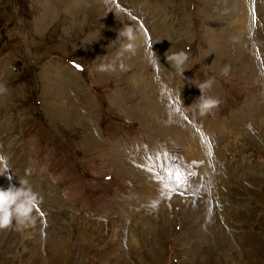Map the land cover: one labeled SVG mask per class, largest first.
I'll use <instances>...</instances> for the list:
<instances>
[{
	"label": "rangeland",
	"instance_id": "374dc122",
	"mask_svg": "<svg viewBox=\"0 0 264 264\" xmlns=\"http://www.w3.org/2000/svg\"><path fill=\"white\" fill-rule=\"evenodd\" d=\"M262 70L264 0H0V187L41 198L0 264H264Z\"/></svg>",
	"mask_w": 264,
	"mask_h": 264
},
{
	"label": "clouds",
	"instance_id": "9594fccd",
	"mask_svg": "<svg viewBox=\"0 0 264 264\" xmlns=\"http://www.w3.org/2000/svg\"><path fill=\"white\" fill-rule=\"evenodd\" d=\"M138 31H134L131 26L119 31L118 37H123L125 42L121 44L115 57L107 62L102 61L99 63L96 71L115 72L118 69L125 71L126 66L121 57L125 52L134 51ZM166 59L177 74H183L185 71V62L188 59V52L186 50L171 52L170 54H166ZM147 60L153 67L159 64V57L152 51L148 52ZM228 72L229 66L225 65L221 69L220 74L227 76ZM260 74L264 76V70ZM156 79L159 78L156 77ZM213 79L209 78L197 84L201 90V94L196 99V107L201 116L211 113L219 104V100L216 97L205 94V90L212 87ZM2 91L4 89L0 86V92ZM248 127H251V125L249 124ZM0 160H6V157L0 155ZM40 202L41 198L32 190L27 180L19 181V186L10 185L7 188L0 187V228L11 226L13 221H15L18 230L20 226L26 227L32 222L33 210L38 209Z\"/></svg>",
	"mask_w": 264,
	"mask_h": 264
}]
</instances>
